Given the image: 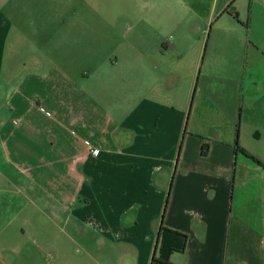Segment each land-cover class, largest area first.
<instances>
[{
    "label": "crops",
    "instance_id": "0c3cea01",
    "mask_svg": "<svg viewBox=\"0 0 264 264\" xmlns=\"http://www.w3.org/2000/svg\"><path fill=\"white\" fill-rule=\"evenodd\" d=\"M142 1L145 32L170 39L129 43L131 24L74 11L14 59L20 24L0 9V264H64L69 244L68 264H150L162 223L188 235L173 264H264V155L237 120L264 109V0ZM160 45L172 60L154 63ZM198 69L237 92L196 85L188 109L178 91Z\"/></svg>",
    "mask_w": 264,
    "mask_h": 264
},
{
    "label": "rangeland",
    "instance_id": "374dc122",
    "mask_svg": "<svg viewBox=\"0 0 264 264\" xmlns=\"http://www.w3.org/2000/svg\"><path fill=\"white\" fill-rule=\"evenodd\" d=\"M3 6V8H1ZM0 9L3 13L6 15L12 16L14 20H17V22L20 24L19 28L17 30H14L12 35L10 36L9 43L13 46L12 52L14 56L12 57L17 58L20 57V50L22 52V55L24 57H28L30 55V52L28 49L34 48L35 46L40 47L43 44L42 36H35L37 31H43L46 27L49 28V31L53 27H62L64 26L63 19L59 18V16H63L66 13L69 12H93V11H100L102 13H105L107 16V20L111 22L114 27H117L118 20H121V27H124V23L126 26L128 24H131L132 26L136 27L134 33L127 37V41L129 43H136L138 40H146L147 42L150 41L148 38L151 37V41L154 45L156 43L157 38L160 40L163 39V36L165 39H170L172 37V34L165 33L159 34L156 36L155 34H149L145 32L144 30V12H145V4L142 0H0ZM51 17H48L50 16ZM57 15V18H56ZM82 14H77V16H81ZM118 16L122 15V17L112 18L111 16ZM126 16V18H124ZM131 16V18H129ZM246 19H244V22ZM245 25L248 26V24L245 23ZM115 31V30H114ZM20 32L22 33L24 39L20 40ZM41 33V32H40ZM147 34V35H145ZM106 36H109L106 34ZM148 38H147V37ZM174 36V35H173ZM178 37V35H175ZM188 36V35H187ZM114 39H118V36L114 34ZM62 42L63 39H57V41ZM222 43L224 41L220 40ZM69 43V44H68ZM72 43V40L70 39L69 42L63 41L61 43V49L57 53H66V48H68V45ZM122 44H127L124 40L121 39ZM212 42H209V44ZM116 45V42L110 41L109 46ZM229 44V43H228ZM163 45H160L159 48H154L151 50V56L153 59H155L154 63H157L158 61H162L161 59L165 60H172V53H175V51H171L168 53H165L162 48ZM123 46L121 45L120 49ZM206 49H208V56L213 51L212 45L208 47V42L205 41L203 43L202 52H206ZM16 51V53H15ZM65 51V52H64ZM11 52V50H10ZM110 52V51H109ZM107 52V53H109ZM226 50L218 49L216 50V55H213L214 58H218V60H222V56ZM234 51H231L230 58L232 59L231 62H233L231 65L236 68V62L241 61L242 66L246 63L245 54L241 53L240 51H235L234 57H231V54ZM253 54L250 55L249 61L250 66H260L261 65V56L258 54V52H252ZM19 54V56H17ZM196 54V51L193 52V55ZM222 54V56H220ZM57 59H60L59 56H56ZM113 59V58H112ZM79 61L80 59H75L74 61ZM157 60V62H156ZM236 61V62H235ZM240 62V64H241ZM264 68L262 65L260 66ZM79 70L82 67H77ZM79 73L76 72L75 76H78ZM228 75H216L212 74L211 76H205L199 74V69L196 71V74H194L191 79L187 77V82H184L182 85V88L179 89L178 93L179 96L185 100H187L188 95L189 96V108L191 105L193 92L195 90V86L197 85V92L199 91H211L213 90V93L215 94H222L226 95L227 97L232 98V96L237 92V84L235 81H231L227 77ZM226 78V79H225ZM191 90V91H190ZM239 96V93L237 94ZM241 97V94H240ZM237 97L238 101H241V98ZM240 110V109H239ZM189 111V110H188ZM239 116L241 120V128H242V134L244 136H247L249 138V142L255 143L252 139H254L256 136L260 137L259 144L261 145L260 150L261 153L264 155V109H261V112L257 110V108H249L245 109L243 112H239L237 115V120L239 121ZM243 126V127H242ZM249 136V137H248ZM41 217H43L41 215ZM44 225L43 223L39 227L40 233L39 235H42L44 232ZM16 229V228H14ZM69 234V230H66ZM77 244L80 246L82 245L81 242L77 241ZM82 251H79V248L77 249L74 245L71 246L69 244L67 246V253H62V257L67 258V260L62 261L64 264H68V259L70 261L74 262H80L82 257ZM176 255V254H175Z\"/></svg>",
    "mask_w": 264,
    "mask_h": 264
},
{
    "label": "trees",
    "instance_id": "16d2710c",
    "mask_svg": "<svg viewBox=\"0 0 264 264\" xmlns=\"http://www.w3.org/2000/svg\"><path fill=\"white\" fill-rule=\"evenodd\" d=\"M229 13V9L226 10ZM234 17L238 20V15ZM209 145L204 144L202 155L208 154ZM188 243V235L186 233L166 227L163 223L159 229L155 250L150 264H173L171 257L174 254L184 255Z\"/></svg>",
    "mask_w": 264,
    "mask_h": 264
}]
</instances>
